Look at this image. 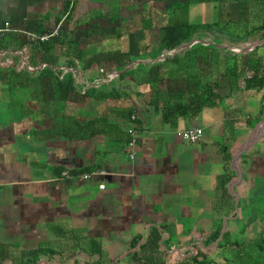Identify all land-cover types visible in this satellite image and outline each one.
<instances>
[{"label":"crops","instance_id":"1","mask_svg":"<svg viewBox=\"0 0 264 264\" xmlns=\"http://www.w3.org/2000/svg\"><path fill=\"white\" fill-rule=\"evenodd\" d=\"M245 1L0 0V264H130L150 232L186 251L214 228L233 232L244 218L248 227L252 184L264 180V87L224 79L221 52L211 64L192 56L182 66L204 86L214 82L215 105L173 124L139 82L143 65L172 68L169 54L199 41L238 55L255 49L264 62V0ZM61 20L60 35L44 45L22 32H49ZM185 22L214 26L189 35ZM174 37L182 48L159 50ZM50 69L69 85L64 107H47ZM14 70L42 82L20 81ZM194 126L202 141L177 135ZM188 228L201 231L193 239Z\"/></svg>","mask_w":264,"mask_h":264},{"label":"trees","instance_id":"2","mask_svg":"<svg viewBox=\"0 0 264 264\" xmlns=\"http://www.w3.org/2000/svg\"><path fill=\"white\" fill-rule=\"evenodd\" d=\"M185 24H187V22H185ZM176 25L180 24H171V26H168V28L178 27ZM187 26L188 33L191 35L200 27L212 30L214 25L208 24L204 26H198L187 24ZM262 28H264V24ZM55 37L51 38L50 41H55ZM47 42L48 41L41 42L40 44L44 45V43ZM73 42L74 40H69L70 45ZM76 43L79 44L78 42ZM180 43H183V40L176 37L166 39L161 42L159 50L161 51L165 48L169 51L173 48L179 47ZM219 44V42L214 40L213 42L207 43L199 41L184 48L180 46L182 48L180 49V52L178 51V53L173 52L169 54L172 62H175L176 64V66L172 68L163 67V64L161 63L154 65L149 64L147 65L148 67L143 65L144 63H139V65H143L147 69L144 71V75H142V79L139 80V82L147 83L149 85L150 91L152 93L149 103L155 106L156 109L163 110L164 120L175 124L177 118L179 117L195 116L203 109V107L215 105L214 97L216 96L212 87L214 82L210 81V83L207 81L204 86L201 78L197 76V72H192V70L188 69V66H182V63H187V61L190 60L192 56H194V60L196 61L200 59L202 60L201 62L211 64L217 60L218 54L221 52L223 54L222 76L224 79L226 77V79L229 80L228 82H232L233 84H237L238 81L242 80L245 88L264 87V62L262 60L263 58L256 54L255 49L253 52H242L240 55H238L237 51H232L231 49L220 46ZM260 45L262 46L263 44L260 43ZM256 47H259V44ZM76 48L79 53H82L83 45ZM50 70H48L49 73L46 74L49 88L47 87V90H43L47 94L46 99H49L47 100V107H64L66 98L63 91L65 92V89L68 88L69 85L60 81L54 72ZM174 71L179 72L174 74ZM14 75L18 80L20 79V81L24 77V79L28 80L27 82H42L41 76L30 78L28 75L16 71ZM126 75L127 74H123L122 76ZM202 84L204 87H200ZM25 91H29V89H26ZM40 91L42 92V90ZM111 93H115V95H112L115 98L119 97L117 92L112 91ZM52 100H56L57 103L54 104ZM132 114H135L136 117V111L131 112L129 116L131 117ZM234 217L239 219L237 214ZM261 223L262 224L257 227L261 229L258 232L254 230L253 237L251 239H245V237L242 235L245 228L238 229V237L233 240L228 239L227 235L229 231L225 230L218 241L217 247H222L228 242L236 244L238 247L233 258L235 264H264V222ZM221 230V228H214L211 233L201 241L202 245H199V241L197 240L191 244V248H194V246L203 248L204 246L215 242L218 239ZM163 236L164 234L160 230L155 234H151L150 232L147 241H145L138 250L130 252L129 256L132 260V264H167L163 259L165 256L161 259L159 258V255L168 252V250H171L173 247H168V245H166L165 240L169 239V237L164 238ZM223 238L224 241L221 242ZM137 243L138 241L135 240L132 245L135 246ZM191 252L192 249L186 250V255H189V259H191V261L195 262L196 264H212L211 260L204 253L201 254V258H198V255L200 254L197 253L192 255ZM35 260L36 259L33 258L34 262ZM98 264L102 263L98 262Z\"/></svg>","mask_w":264,"mask_h":264},{"label":"rangeland","instance_id":"3","mask_svg":"<svg viewBox=\"0 0 264 264\" xmlns=\"http://www.w3.org/2000/svg\"><path fill=\"white\" fill-rule=\"evenodd\" d=\"M251 1L252 0H248V1H245V5H249L251 4ZM244 4H239L240 6L244 5ZM239 12L242 11V10H238ZM116 13V11H114ZM239 12H235V13H238ZM225 27H229V24L225 25ZM233 27V26H231ZM176 34V32H175ZM240 156H237L236 157V161L240 162ZM250 160V159H248ZM264 180L260 181V178L259 180H255L252 184V187L254 189V192L252 190V194H250L248 200H247V203L246 205L249 206V214L252 215V217H248L247 220H249V224H248V227L246 225H244V223L246 222V219L244 218L242 221H240V223L238 224L237 226V229L236 228H232V230L236 229L235 231L233 232H228V239L230 240H233L235 238L238 237L237 235V230L240 229V228H245L244 229V233L242 234L245 239H251L253 237V232L254 230L256 232H258L261 228H257L260 226V224H262L261 222H264V194L263 193H258V191H263V186H264ZM255 183V184H254ZM261 186V187H259ZM243 201H240L239 204H238V208L237 210H234V212L238 211L239 214H240V220L242 219V206H243ZM234 209L235 206H234ZM246 213V212H245ZM245 215V214H244ZM247 218V217H246ZM256 219V221H255ZM251 222V224H250ZM254 225H258L255 226ZM222 229V228H221ZM189 231H191L192 233V236H193V239H195V235L193 233L194 230H200L201 231V228H188ZM228 230V228H227ZM198 235V234H197ZM173 240H178V236H173ZM224 241V238L221 240V242ZM171 243H169L168 241L166 242V245H170ZM199 245L200 242H199ZM209 245H211V247H208ZM214 245V242L211 243V244H208L206 246H204L203 248H200V247H197V246H194V248H191L192 249V255L193 254H200L198 255V258H201V254L204 253L206 256H208V258L211 260L212 264H235L234 261H233V258H234V254L237 250V247L236 244L234 243H226L224 246L222 247H217V245L215 246H212ZM188 248V246H187ZM173 248L171 250H168V253L166 254L165 256V253L163 254H160L159 258H163L165 256V258H163L165 260V262L167 264H196L195 262L191 261V259H189V255H186V251L185 249H177L175 251H172ZM183 250V252L181 251ZM201 251V252H200ZM162 255V256H161ZM154 257V256H153ZM155 258V257H154ZM31 260V264H38L40 262V260H35V262L33 261V258L30 259ZM53 261V260H52ZM52 261H49V262H46L47 264H50L52 263ZM125 264H128V263H125ZM132 264V263H130Z\"/></svg>","mask_w":264,"mask_h":264},{"label":"built area","instance_id":"4","mask_svg":"<svg viewBox=\"0 0 264 264\" xmlns=\"http://www.w3.org/2000/svg\"><path fill=\"white\" fill-rule=\"evenodd\" d=\"M69 10L66 11L65 15L63 16L62 19H65V17L68 15ZM62 20L56 24V26L49 32H43V33H38L34 31H22L26 37V39L30 42H45L48 41L49 39L60 35L61 32V26H62ZM3 30H14L8 26L6 23L5 28ZM132 119L135 118V114H132L131 116ZM128 134H129V145L133 146L135 143V138H136V129L134 127H130L128 129ZM177 135L180 136L182 139L188 141V142H200L203 139V129L198 126L190 127V128H184L180 129L177 131ZM134 156V153H131V157ZM99 173H104L103 170H100ZM62 175H70V172L68 170H63ZM90 175V173L85 172L82 173L81 176L84 178H87ZM100 188L104 187V184L99 185Z\"/></svg>","mask_w":264,"mask_h":264},{"label":"water","instance_id":"5","mask_svg":"<svg viewBox=\"0 0 264 264\" xmlns=\"http://www.w3.org/2000/svg\"><path fill=\"white\" fill-rule=\"evenodd\" d=\"M191 43H193V42H191ZM240 154H241V153H239L237 156H240ZM233 159H234L233 162L236 163V164L238 165V162L236 161V157H235V156L233 157ZM235 170H236L237 175H238V180L241 181V179H242V171H241V168L238 166V167H235ZM235 206H238V196H237V195H236ZM225 221H226V219L223 220V222H224L223 224H225ZM225 229H226V228H224V227L222 228L221 233H220L218 239L214 242V245H212V246H215V245L218 244V241H219V239L221 238V236L223 235ZM200 244L202 245L201 241H200ZM137 246H138V245H137ZM208 247H211V245H209ZM135 249H136V248H135ZM133 251H135V250H133Z\"/></svg>","mask_w":264,"mask_h":264}]
</instances>
